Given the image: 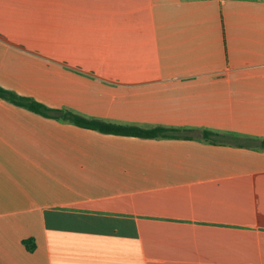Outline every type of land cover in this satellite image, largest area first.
Here are the masks:
<instances>
[{
	"label": "crops",
	"instance_id": "0c3cea01",
	"mask_svg": "<svg viewBox=\"0 0 264 264\" xmlns=\"http://www.w3.org/2000/svg\"><path fill=\"white\" fill-rule=\"evenodd\" d=\"M0 85L187 129L0 97V264H264V0H0Z\"/></svg>",
	"mask_w": 264,
	"mask_h": 264
},
{
	"label": "trees",
	"instance_id": "16d2710c",
	"mask_svg": "<svg viewBox=\"0 0 264 264\" xmlns=\"http://www.w3.org/2000/svg\"><path fill=\"white\" fill-rule=\"evenodd\" d=\"M0 97L45 117L62 120L101 133L137 136L141 138H178L187 136V129L181 127L166 125L142 126L138 124L117 123L101 118L88 117L73 110L51 108L33 97L20 95L14 91L5 89L1 85ZM202 137L211 142H229L236 145L243 144L242 137L239 135L220 133L211 129L202 130ZM244 139L257 142V145L264 149V138L246 137ZM29 247L32 248L33 244H30Z\"/></svg>",
	"mask_w": 264,
	"mask_h": 264
}]
</instances>
